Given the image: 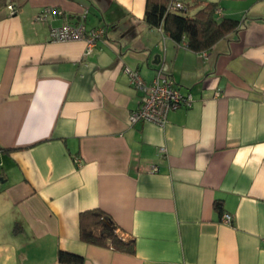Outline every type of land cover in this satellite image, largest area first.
<instances>
[{"label":"crops","instance_id":"0c3cea01","mask_svg":"<svg viewBox=\"0 0 264 264\" xmlns=\"http://www.w3.org/2000/svg\"><path fill=\"white\" fill-rule=\"evenodd\" d=\"M183 2L190 17L213 3L240 28L195 53L146 24V0H0V264H59V251L83 264H264V0ZM45 8L61 15L36 20ZM85 9L86 27L106 30L91 54L51 42ZM124 67L146 82L161 69L192 106L131 124L141 94ZM92 209L134 254L80 240Z\"/></svg>","mask_w":264,"mask_h":264},{"label":"trees","instance_id":"16d2710c","mask_svg":"<svg viewBox=\"0 0 264 264\" xmlns=\"http://www.w3.org/2000/svg\"><path fill=\"white\" fill-rule=\"evenodd\" d=\"M186 10L169 11L171 0H146L144 20L150 28H159L176 44H185L184 47L195 53L210 50L219 40L230 33L238 32L240 22L230 18H217V6L213 3L202 5L190 17L187 15L189 6L180 0ZM87 19V17H86ZM216 208L221 212L220 204ZM18 226L15 227L17 229ZM79 238L82 242L113 251L134 254L133 239L121 234L114 220L105 212L92 209L79 214ZM59 264H83L81 256L59 251Z\"/></svg>","mask_w":264,"mask_h":264},{"label":"built area","instance_id":"2783aa9c","mask_svg":"<svg viewBox=\"0 0 264 264\" xmlns=\"http://www.w3.org/2000/svg\"><path fill=\"white\" fill-rule=\"evenodd\" d=\"M8 9L11 14L16 13V9L9 5ZM169 11L186 10V7L180 0H171L168 6ZM88 10H84L78 19H68L65 24L57 27H51L49 30V38L51 42H74L82 41L85 45V55L91 54L97 43L104 39L106 30L102 26L87 28L86 17ZM60 16L61 12L53 8H45L39 12L36 20L45 21L49 16ZM178 45V44H177ZM179 46H185L182 43ZM123 72L127 75L129 84L140 92V100L138 108L130 115V123L150 122L158 126H164L167 122V115L170 111L181 108H190L193 98L190 93H182L175 81L164 74L161 69L157 70L154 78L150 82H146L137 71L128 67L123 68ZM165 149L160 148L159 153L164 154ZM80 164L78 158L75 159ZM151 172H156L157 167L152 165ZM232 217L229 214H222V222L230 224Z\"/></svg>","mask_w":264,"mask_h":264},{"label":"water","instance_id":"95a60500","mask_svg":"<svg viewBox=\"0 0 264 264\" xmlns=\"http://www.w3.org/2000/svg\"><path fill=\"white\" fill-rule=\"evenodd\" d=\"M154 63H158V62H154ZM0 181H3L2 177L0 176Z\"/></svg>","mask_w":264,"mask_h":264}]
</instances>
